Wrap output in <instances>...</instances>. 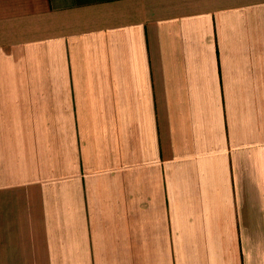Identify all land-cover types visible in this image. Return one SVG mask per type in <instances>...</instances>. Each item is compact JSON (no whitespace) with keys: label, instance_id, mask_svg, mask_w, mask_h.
Segmentation results:
<instances>
[{"label":"crops","instance_id":"crops-1","mask_svg":"<svg viewBox=\"0 0 264 264\" xmlns=\"http://www.w3.org/2000/svg\"><path fill=\"white\" fill-rule=\"evenodd\" d=\"M0 264H264V0H0Z\"/></svg>","mask_w":264,"mask_h":264}]
</instances>
